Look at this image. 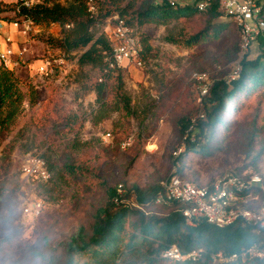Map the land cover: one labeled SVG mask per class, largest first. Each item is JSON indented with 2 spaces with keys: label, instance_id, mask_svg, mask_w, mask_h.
<instances>
[{
  "label": "rangeland",
  "instance_id": "rangeland-1",
  "mask_svg": "<svg viewBox=\"0 0 264 264\" xmlns=\"http://www.w3.org/2000/svg\"><path fill=\"white\" fill-rule=\"evenodd\" d=\"M173 1L190 4V0ZM3 16L11 19L4 21L25 28L27 22L16 18L13 11L0 12L1 20ZM107 19L91 27L94 36L104 33ZM51 24L58 25H29L25 36L30 44L21 43L23 54L11 69L24 98L14 124L0 131V264H46L53 249L60 248L79 227L90 233L92 214L96 207L104 206L108 187L122 182L126 190H147L166 178L172 171V151L181 139L179 121L196 108L198 83L192 73L202 70L212 78L227 77L239 58L238 31L224 16L211 22L200 15L168 24L135 26L137 35L149 36L156 55L145 60L144 67L132 61L122 63V91L133 110L127 118L116 100L113 78L103 76L104 71L97 67L77 63L78 55L88 46L65 52L52 40L45 42L64 36L61 25L49 31ZM40 26L45 28L39 30ZM205 29L207 38L192 46L165 39L170 35L187 39ZM263 38L251 44L249 58L259 53ZM48 58L60 61L55 65L64 70L69 65L65 77H74L59 79L57 66L51 73L46 71L47 75L39 70L31 74L39 65L33 64L34 59ZM254 115L253 107L240 108L233 128L218 134L221 139L212 143L208 152L184 157L183 176L205 184L240 167L264 173V153L256 168L251 165L264 145L263 134L251 146ZM29 153L46 161L50 170L47 181L21 176V161ZM26 195L43 202L39 216L22 212Z\"/></svg>",
  "mask_w": 264,
  "mask_h": 264
},
{
  "label": "trees",
  "instance_id": "trees-1",
  "mask_svg": "<svg viewBox=\"0 0 264 264\" xmlns=\"http://www.w3.org/2000/svg\"><path fill=\"white\" fill-rule=\"evenodd\" d=\"M123 2L125 3L121 6ZM92 4L95 7L94 12L89 11L88 0H67L65 5L54 0H38L31 6L17 0L9 3L0 2V12L13 11L16 18L34 25L58 23L63 27L64 36L61 39L48 38L45 42L52 40L56 47L65 52L88 46L78 55L77 63L80 66L97 67L104 71L103 76L113 78L116 100L127 118L132 115L133 110L130 98L122 91L121 67L107 70L106 57L111 55L112 46L104 35L94 36L90 31L91 27L114 15L124 19L132 28L145 24H168L200 15L205 17L207 22H211L223 16L217 4H211L203 11L192 4L180 5L173 0H143L140 3L134 0H92ZM2 18L11 20L7 16ZM231 23L239 34L235 23L232 20ZM66 24L70 25L67 29L64 27ZM207 35L208 30L205 29L191 34L187 39H182L179 35H170L165 39L188 47L206 39ZM138 37L142 45L140 58L145 61L156 55L148 43L149 36ZM259 42L260 51L254 58H249L246 53L240 59V71L235 79L213 77L214 81L203 100L205 118L197 121L191 134L194 140L190 141L189 138L185 140L184 151L173 160V164L177 163V174L180 177L188 179L181 172L184 157L189 153L208 152L210 145L221 139V135L218 134H227L233 128L237 120L235 116L240 108L242 110L246 106L255 110L250 131L251 146L252 141L264 134V38ZM239 44L237 51H240ZM101 88L102 86L98 88L99 91ZM23 98L19 81L13 71L0 66V131L7 130L14 124L22 109ZM191 115L182 117L179 121L180 142L190 123ZM263 153L264 145L251 162L254 168ZM233 170L240 173L260 172L244 167ZM160 181L147 190L134 187L127 189L124 194H118L116 186L108 187L104 206L96 207L92 214L90 233L85 232L84 227H79L60 248L53 249L46 264H264V261L257 259L212 262L211 253L221 250L231 254L252 244L258 238L250 227L241 223L218 228L205 220H199L195 226L187 225L181 214V203L165 205L155 202L156 198L164 193ZM122 184L126 189L124 183ZM250 194L257 196L258 201L264 200L263 193L258 189ZM116 197H131L143 210L116 203ZM245 204L253 205L250 199ZM172 245L178 246L182 252L197 249L200 252L199 259L197 261L164 259L163 251Z\"/></svg>",
  "mask_w": 264,
  "mask_h": 264
},
{
  "label": "built area",
  "instance_id": "built-area-1",
  "mask_svg": "<svg viewBox=\"0 0 264 264\" xmlns=\"http://www.w3.org/2000/svg\"><path fill=\"white\" fill-rule=\"evenodd\" d=\"M26 6H31L37 0H21ZM198 10L203 11L211 4H217L219 11L224 17L232 20L239 30L240 51L239 58L234 64L232 72L227 75L228 80L237 77L240 71V59L249 51L251 44L264 35V1L263 0H190ZM89 11L94 12L95 7L92 0H88ZM112 27L111 35L116 44L112 47V53L106 57L107 70L121 67L124 61H132L138 67H144L145 61L140 58L142 45L138 35L133 28L128 26L124 19L114 15L109 17ZM18 26L16 22L12 23ZM30 23L25 24L23 34H27ZM65 28L70 25L66 24ZM8 40V39H7ZM11 49L2 50L0 47V66L3 67ZM21 55V54H20ZM61 60V59H60ZM57 59L41 60L38 70L46 72L56 67ZM62 62V60H61ZM191 77L197 81V91L194 95L196 112L191 115L190 123L185 130L181 142L172 151V159L175 160L184 151V141L188 138L194 140L193 131L197 121L205 118L203 109L204 96L213 83L214 79L206 71H194ZM100 81L102 79H99ZM172 166L171 173L160 181L164 193L160 194L155 202L165 205L181 203V214L189 226H195L199 220L218 228H225L234 223H241L248 226L258 238L257 241L249 244L239 251L231 254L219 250L210 254L214 263H226L233 260L257 259L264 261V200L258 201L257 196L249 195L254 190H260L264 195V173L260 172H237L227 170L213 179L210 183L200 184L180 177L176 172V165ZM21 176L25 179L47 181L50 172L46 161L41 155L29 153L21 161ZM118 194L126 192L122 183L116 186ZM247 196H245V194ZM252 201L248 206L246 201ZM248 199V200H247ZM116 203L125 207H137L143 210L142 206L136 203L131 197L115 198ZM43 211V202L40 199L24 197L22 212L31 216H39ZM200 252L192 249L182 252L176 245H172L163 251L162 257L170 261H197Z\"/></svg>",
  "mask_w": 264,
  "mask_h": 264
},
{
  "label": "crops",
  "instance_id": "crops-1",
  "mask_svg": "<svg viewBox=\"0 0 264 264\" xmlns=\"http://www.w3.org/2000/svg\"><path fill=\"white\" fill-rule=\"evenodd\" d=\"M12 1L13 0H7V2H12ZM111 27H112V23H111L110 19H107L105 22L104 30H103L104 33L102 35L105 36V38L109 41L110 45L113 47L116 44V41H115V39L112 38ZM43 28H45V27H43V26L38 27L39 30L43 29ZM58 28H59V24L58 25L51 24L49 26V31H51L52 29L57 30ZM22 34H23L22 29H19L17 26H14L11 22H6V21L0 19V47L2 50H6V49L10 48L12 51L11 54L8 56L6 62L3 64L4 65L3 67H5V68L7 67L8 69H12L14 65H17V58L19 57V54H21V55L23 54V51H21V49H20L21 43L26 42V43L30 44L29 41L27 42V40H28L27 36H25V34L23 36ZM55 35L56 36L58 35V31L55 33ZM25 50H26L25 52H28L26 47H25ZM40 62H41L40 59H34L33 60V64H35V63L40 64ZM126 62H128V61H126ZM65 66L67 67V69L65 68V70L63 69L62 66H57L59 68L58 70L55 69V72L58 71L61 74L59 79L62 78L64 80H66V79H70V78L74 77L73 75H72V77H69V76L65 77V74H67L66 72L69 70V65H65ZM121 66H125V65H121ZM37 71H38V67H37V69L34 67L33 70L31 71V74H36ZM51 72H52V69L50 70L49 73H51ZM45 74L47 75V73H45ZM36 88H39V86L36 85ZM90 96H91V94H90Z\"/></svg>",
  "mask_w": 264,
  "mask_h": 264
}]
</instances>
